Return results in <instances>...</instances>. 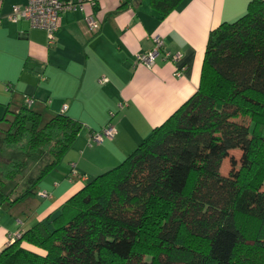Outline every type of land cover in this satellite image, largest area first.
<instances>
[{
  "label": "trees",
  "instance_id": "trees-1",
  "mask_svg": "<svg viewBox=\"0 0 264 264\" xmlns=\"http://www.w3.org/2000/svg\"><path fill=\"white\" fill-rule=\"evenodd\" d=\"M181 1L151 0L162 17ZM33 104L0 119V206L35 198L83 130ZM263 186L264 0H252L211 30L197 91L120 164L9 241L0 264H264Z\"/></svg>",
  "mask_w": 264,
  "mask_h": 264
},
{
  "label": "crops",
  "instance_id": "crops-1",
  "mask_svg": "<svg viewBox=\"0 0 264 264\" xmlns=\"http://www.w3.org/2000/svg\"><path fill=\"white\" fill-rule=\"evenodd\" d=\"M28 1L0 0V119L30 96L33 107L52 114L66 105L65 114L83 130L38 184L37 191H49V198L0 206V252L12 233L44 220L88 180L120 164L187 101L199 87L211 30L239 19L252 0H182L164 17L151 0H87L85 9L60 15L54 43L44 29L8 18L13 6ZM87 15L98 21L97 31H89ZM157 35L163 51L180 53V61L163 51L151 67L138 61L139 53L153 49ZM107 124L115 136L91 144V133Z\"/></svg>",
  "mask_w": 264,
  "mask_h": 264
},
{
  "label": "built area",
  "instance_id": "built-area-1",
  "mask_svg": "<svg viewBox=\"0 0 264 264\" xmlns=\"http://www.w3.org/2000/svg\"><path fill=\"white\" fill-rule=\"evenodd\" d=\"M90 3L94 4L93 0H88ZM87 0H29L26 5H15L12 7V11L8 15V18L13 22L26 21L30 26L35 28L44 29L47 32V37L49 43L55 42V36L57 31L60 28L59 18L60 15L67 9L80 8L81 10L85 9V3ZM87 25L90 32H95L99 28L98 21L92 16L87 15ZM164 41L157 35L154 37V47L151 51L139 53L137 59L139 62L146 64L151 67L155 63V58L163 51ZM165 58H168L174 62L181 60L182 55L180 53L171 54L169 52H162ZM185 67L177 69L176 75L181 76L183 74ZM102 80H107L103 77ZM25 101L28 105L34 103V99L30 96L25 97ZM67 106L65 105L62 111H65ZM116 134V129L111 124H107L98 131H93L91 133V144H100L105 139L113 138ZM74 175H77L74 172ZM83 178H86L83 176ZM40 198L46 199L51 196L49 191H39L37 194ZM21 236L20 232H15L10 235V242H13Z\"/></svg>",
  "mask_w": 264,
  "mask_h": 264
},
{
  "label": "rangeland",
  "instance_id": "rangeland-1",
  "mask_svg": "<svg viewBox=\"0 0 264 264\" xmlns=\"http://www.w3.org/2000/svg\"><path fill=\"white\" fill-rule=\"evenodd\" d=\"M243 121L245 122H247L248 120L247 119H243ZM5 123H3V122H1L0 123V130H3L4 128H5ZM231 153V155H233L234 156V158H236L237 160H239V158H240V156H241V152L239 151V150H234V151H231L230 152ZM237 165H239V162H238V164ZM229 169H230V161H229V159L227 158V160H226V162H225V165L222 167V172L224 173H228V171H229ZM263 189H264V186H263ZM16 195V193L14 192V194H12V197H14ZM37 200V199H36ZM37 201H40V200H37ZM49 216V214L45 217V219H47V217Z\"/></svg>",
  "mask_w": 264,
  "mask_h": 264
}]
</instances>
